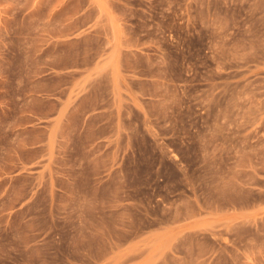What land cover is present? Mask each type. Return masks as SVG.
Segmentation results:
<instances>
[{
  "label": "rangeland",
  "instance_id": "rangeland-1",
  "mask_svg": "<svg viewBox=\"0 0 264 264\" xmlns=\"http://www.w3.org/2000/svg\"><path fill=\"white\" fill-rule=\"evenodd\" d=\"M0 264H264V0H0Z\"/></svg>",
  "mask_w": 264,
  "mask_h": 264
}]
</instances>
